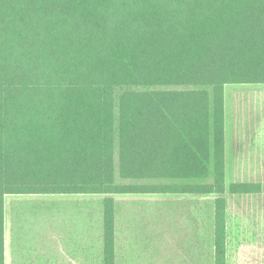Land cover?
<instances>
[{
    "label": "trees",
    "instance_id": "trees-1",
    "mask_svg": "<svg viewBox=\"0 0 264 264\" xmlns=\"http://www.w3.org/2000/svg\"><path fill=\"white\" fill-rule=\"evenodd\" d=\"M264 86V0H0V264L7 195L212 196L228 264L226 87Z\"/></svg>",
    "mask_w": 264,
    "mask_h": 264
},
{
    "label": "rangeland",
    "instance_id": "rangeland-1",
    "mask_svg": "<svg viewBox=\"0 0 264 264\" xmlns=\"http://www.w3.org/2000/svg\"><path fill=\"white\" fill-rule=\"evenodd\" d=\"M227 183L264 186V86L226 87ZM264 189V188H263ZM228 264H264V194H226ZM116 264H211L212 196H114ZM97 195H7L5 264H101ZM51 254L43 255L42 240Z\"/></svg>",
    "mask_w": 264,
    "mask_h": 264
},
{
    "label": "crops",
    "instance_id": "crops-1",
    "mask_svg": "<svg viewBox=\"0 0 264 264\" xmlns=\"http://www.w3.org/2000/svg\"><path fill=\"white\" fill-rule=\"evenodd\" d=\"M227 215H228V210H227ZM228 223V222H227ZM228 232V231H227ZM41 246L43 247V255L45 257V254H51V249H50V243L49 241L46 242L44 239L42 240V244ZM229 244H227V248H228ZM227 254H229V250L227 251ZM228 258V257H227ZM228 263H229V258H228ZM42 264H51V259L50 257L48 258H44L43 263Z\"/></svg>",
    "mask_w": 264,
    "mask_h": 264
}]
</instances>
